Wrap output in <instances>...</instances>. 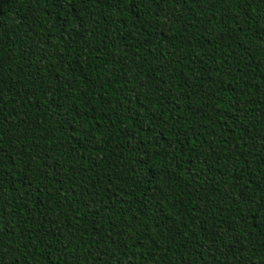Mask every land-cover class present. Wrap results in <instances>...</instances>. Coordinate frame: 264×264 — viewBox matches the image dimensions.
Instances as JSON below:
<instances>
[{
  "label": "trees",
  "instance_id": "1",
  "mask_svg": "<svg viewBox=\"0 0 264 264\" xmlns=\"http://www.w3.org/2000/svg\"><path fill=\"white\" fill-rule=\"evenodd\" d=\"M0 264H264V0H0Z\"/></svg>",
  "mask_w": 264,
  "mask_h": 264
}]
</instances>
